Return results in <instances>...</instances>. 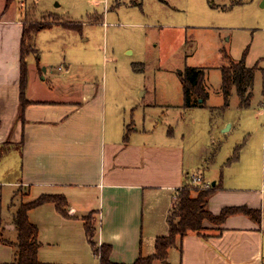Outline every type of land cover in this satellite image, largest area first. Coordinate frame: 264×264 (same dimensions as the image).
Instances as JSON below:
<instances>
[{"label": "crops", "instance_id": "obj_1", "mask_svg": "<svg viewBox=\"0 0 264 264\" xmlns=\"http://www.w3.org/2000/svg\"><path fill=\"white\" fill-rule=\"evenodd\" d=\"M5 1L0 0V144L8 141L16 147L0 158L4 235L12 241L16 237L13 213L19 190H24L22 202L41 194H62L68 216L52 202L27 212L38 229L37 259L42 264H101L85 231L84 220L90 215L97 245L110 246L111 261L131 263L154 252L156 237L167 234V215L177 189L198 175L216 185L207 201L213 213L224 206L245 205L257 211L258 219L236 212L221 225L205 222L206 237L195 232L177 237L166 258L153 264H264V102L255 110L256 125L237 159L226 163L233 152L219 160L213 152L210 158L207 146L202 145L201 152L186 148L189 131L185 126L177 129L161 117L154 122L152 105L107 96L99 83L71 75L52 83L44 50L63 56L65 74L86 63L82 43L87 37L78 34V28L55 22L34 37L44 59L34 54L27 57L28 103L21 120L24 6L21 0H13L5 7ZM258 4L261 23L253 30L259 54L253 64L258 60L264 96V0ZM245 48L246 59L251 47ZM220 121L222 132L233 127L228 119ZM13 254V245L0 242V264H14Z\"/></svg>", "mask_w": 264, "mask_h": 264}, {"label": "rangeland", "instance_id": "obj_2", "mask_svg": "<svg viewBox=\"0 0 264 264\" xmlns=\"http://www.w3.org/2000/svg\"><path fill=\"white\" fill-rule=\"evenodd\" d=\"M26 3L34 7L31 13L36 21L48 19L41 14L54 13L60 21L78 23V34L87 37L82 43L85 65L80 70L73 66L68 74L62 71L63 56L43 48L52 83H61L65 76L71 75L99 83L107 96L124 101L133 98L139 104L152 105L154 122L161 117L177 125V129L185 126V131H189L186 148L201 152L200 147L207 146L209 157L217 152L218 160L233 152L255 127V110L264 102L259 70L255 72L247 104H241L233 88L223 108L220 67L226 64L223 51L237 61L245 47H251L245 59L248 66L259 54V46L254 45L257 33L253 30L261 23L258 0H26ZM128 48L130 52H126ZM43 55L39 52L33 56L43 60ZM43 66L39 65L41 78ZM188 66L205 72L206 107L189 109L183 105L180 73ZM208 105L214 108L210 110ZM222 118L233 122V127L225 132L218 127ZM23 191L19 190L15 196L16 208L22 203Z\"/></svg>", "mask_w": 264, "mask_h": 264}, {"label": "trees", "instance_id": "obj_3", "mask_svg": "<svg viewBox=\"0 0 264 264\" xmlns=\"http://www.w3.org/2000/svg\"><path fill=\"white\" fill-rule=\"evenodd\" d=\"M13 0H6L7 7ZM24 6L23 31L20 40V79H19V113L18 117L22 120V112L27 105L28 100L25 95L27 84V57L31 54L38 55V49L35 46V34L43 29L51 26L55 22H61L69 28H78V23L60 21L54 13L41 14L40 16L48 17V19L38 22L31 13L34 7L27 5L26 0H22ZM247 48L242 52L239 60L234 61L227 52L223 51L226 64L220 67L221 71V91L224 98L223 108L228 104V98L231 90L234 88L241 99V104L246 105L252 95V85L254 75L260 69L258 60L251 66L245 64V55ZM180 81L183 91V104L188 106H204L207 99V91L204 86L205 72L202 68L188 66L180 73ZM200 98V102L197 99ZM127 133L125 134L126 139ZM21 143H19L20 145ZM243 146V142L233 149V153L227 159L226 163H230L237 159L238 153ZM16 147L11 142L0 144V158L9 150ZM216 185L209 183L203 187L194 183L192 178H187L183 185L177 189L173 206L167 215L168 231L166 235L156 237L154 247L155 250L148 256L140 255L131 263H117L109 258L111 248L107 244H99L93 240L94 227L92 225L91 216L87 215L84 220L86 234L89 236L93 252L100 258L101 264H153L155 260H164L167 250L176 242V238L183 237L188 232H195L202 237H206L205 222L215 225H221L224 219L232 213L241 212L247 214L254 219H258L257 211L245 205L242 206H224L218 213H213L207 208V201L215 191ZM46 202H52L57 211L64 216L67 213V200L62 194H41L37 198L22 202L13 213V223L15 226L16 237L14 241L9 240L0 227V242L9 243L14 247L13 263L14 264H42L37 259V249L39 242L37 240V226L28 219L27 212ZM220 229V228H218Z\"/></svg>", "mask_w": 264, "mask_h": 264}, {"label": "built area", "instance_id": "obj_4", "mask_svg": "<svg viewBox=\"0 0 264 264\" xmlns=\"http://www.w3.org/2000/svg\"><path fill=\"white\" fill-rule=\"evenodd\" d=\"M21 2H22V0H21ZM21 4H22V3H21ZM59 68H60V67H59ZM192 181H193L194 183H197V184L202 185L203 187H206V186L209 185V182H203L202 179L200 178V176H198V175H193V176H192Z\"/></svg>", "mask_w": 264, "mask_h": 264}]
</instances>
